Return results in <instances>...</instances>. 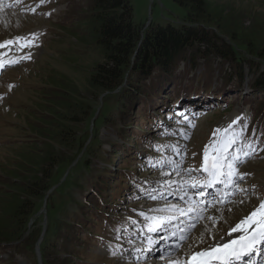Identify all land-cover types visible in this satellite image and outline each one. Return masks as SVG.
<instances>
[{"label": "rangeland", "instance_id": "1", "mask_svg": "<svg viewBox=\"0 0 264 264\" xmlns=\"http://www.w3.org/2000/svg\"><path fill=\"white\" fill-rule=\"evenodd\" d=\"M207 1L227 18L228 30L240 35L254 32L264 42V0ZM131 3L134 22L143 30L151 23L180 25L187 22L185 9L174 0H131ZM87 5V0H0V43L12 41L0 48V61L20 60L0 77V168L25 144L36 140L27 118L34 110L33 101L37 100V92L42 90L48 70L54 68L69 74L84 90L88 73L102 62L95 44L88 45L87 41L73 37L74 30L69 35L66 32L69 27L77 29L80 15L85 13ZM217 26H210V29L218 33ZM33 33L37 35L33 37ZM221 35L231 42L227 34ZM70 56L74 62L67 60ZM252 64L245 66V82L250 85L256 77L264 79V62L259 59L254 66ZM173 72L171 79L176 82L167 85L166 89H169L158 97L156 111L159 116L139 101L132 112L138 111L137 118L127 124L121 123L123 129L118 130L114 124L123 109L119 97L98 98V109L103 111L95 130L98 140L86 154L90 169L80 168L75 172L79 177L76 185L55 195L51 205L57 210L50 214L51 222H48L49 209L45 205L27 220L29 230L41 229L45 223L47 231L49 223L52 224L54 228L48 236L53 245L48 246L46 255H43L41 243L44 238L40 243L34 240L25 242V246L19 249L5 244L0 246V264H44V256L54 264L55 258L70 252L80 264L91 256L99 261L94 254L101 257V262L109 257L107 259L112 264H168L176 261L184 264L192 254L220 241L221 237L226 238L231 228L261 209L260 205L264 203V93L261 90L253 92L250 85L246 89V83L243 90L232 91L236 82L233 65L220 56H203L190 66L188 61L180 59ZM154 75L157 79V72ZM206 84L217 86V89L207 91ZM226 84L229 87L219 93ZM181 101H185L184 104ZM163 103L166 106L163 107ZM183 105L191 106L186 109ZM203 105L206 109H201ZM152 116L154 121L150 125L147 118ZM238 117L241 118L239 121ZM245 117L247 119H243ZM233 121L237 122L233 124ZM245 124L247 128L242 138L252 144L255 152L239 166V173L247 174L237 185L240 190L229 187L223 196L215 201L211 198L210 202L194 198L189 184L202 183L207 176L203 172L205 149L210 153V150L223 147L224 129H229V138H241ZM93 127V123L87 127L90 138ZM217 129L221 131L217 132ZM159 145H173L178 151L171 148L157 151ZM147 146L154 151L153 157L144 153ZM132 153H136L138 159H133ZM149 157L151 161L145 166ZM158 164L166 166L161 168L156 166ZM104 167L110 169L109 173L100 174ZM189 169L193 171L189 173ZM92 189L96 193L94 196H91ZM153 195L157 198L152 199ZM88 196L91 197L89 205L84 201ZM65 200L67 204L61 207L59 202ZM97 204L100 207L94 208ZM81 206L85 213L92 215L91 219L80 213ZM35 208L36 204L33 210ZM177 208L185 212L195 209L202 218L197 220L191 235L178 250L164 253L167 246L160 237L165 234L149 231L158 223L151 218L176 216L179 219L173 223L183 226L187 219L176 211ZM65 211L70 214L67 222L64 220ZM76 216L83 230L71 243L65 237L70 231L68 221L73 222ZM169 229L179 234V230L171 225ZM96 231L102 235L95 241ZM86 238L90 241H85ZM63 242L66 243L64 247ZM153 248L157 249L154 254L151 253ZM158 249H161L160 253Z\"/></svg>", "mask_w": 264, "mask_h": 264}, {"label": "trees", "instance_id": "2", "mask_svg": "<svg viewBox=\"0 0 264 264\" xmlns=\"http://www.w3.org/2000/svg\"><path fill=\"white\" fill-rule=\"evenodd\" d=\"M87 1V10L80 15L77 29L69 27L66 32L69 35L74 30L73 37L87 41L88 45L95 44L103 60L88 73L84 90L69 74L54 68L44 76L42 90L37 92V100L33 101L34 110L27 118L30 119L29 126L36 140L25 144L14 158H7V164H1L0 246L9 244L19 249L25 246V242H37L43 228L29 230L27 220L46 201L49 209L48 222H51L50 214L57 210L51 205L55 195L76 185L79 177H76L75 172H79L80 168L90 169L86 154L98 140L95 130L103 109H98L97 102L104 93L107 94L103 96V100L116 96L119 97V103L123 104L122 112L114 123L119 130L123 129L121 123L127 124L137 118L138 111L134 114L132 112L139 101L144 103L146 109L151 107V110H157L160 101L158 97L169 89L166 86L173 82L171 77L180 59L188 61L190 66L200 57L220 56L233 65L235 90L243 89L246 64L253 63L254 66L259 59L264 62V42L259 40V35L254 32L240 35L228 30L227 18L207 0H174L185 9L187 22H182V25L151 23L145 30L134 22L131 0ZM215 24L220 29L218 33L210 29ZM84 29L85 32L82 31ZM80 32L83 35H79ZM223 33L227 34L231 42L223 38ZM67 60L74 62L72 56ZM154 72H157V79ZM206 85L207 89H217V86ZM250 86L253 92L261 90L264 93V79L256 77ZM227 87L228 84L220 89ZM162 106H166L165 103ZM130 115L134 117L131 118ZM147 121L152 122L151 118H147ZM92 123L93 136L90 138L91 133L87 127ZM122 136L125 137L124 134ZM88 139L90 141L87 144ZM148 149L149 147L145 151ZM151 152L154 153L152 150ZM132 154L133 159H137V155ZM104 170L100 174L110 171L108 167H104ZM100 184L103 186L105 182ZM95 194V190L91 191V196ZM90 198L88 196L84 199L87 205L90 204ZM76 202L78 205L79 201ZM59 203L63 207L67 200ZM98 207L99 204L94 206ZM80 213L89 215V219L92 217L84 212L82 206ZM76 217L73 222L68 221L72 232H67L65 240L71 243L75 237L78 238L80 230H83V225ZM69 218L70 214L65 211L64 220L67 222ZM52 228L54 226L49 223L41 243L43 255H46L48 246L53 245L48 236ZM101 235L99 231L94 232L95 241ZM85 241L89 242L90 239L86 238ZM65 245L63 242L62 247ZM85 254L91 255L87 252ZM93 256L99 261L91 256L83 264H112L107 258L101 262V257L96 254ZM74 257L72 252L61 254L53 263L80 264ZM44 264H51L45 256Z\"/></svg>", "mask_w": 264, "mask_h": 264}, {"label": "snow or ice", "instance_id": "3", "mask_svg": "<svg viewBox=\"0 0 264 264\" xmlns=\"http://www.w3.org/2000/svg\"><path fill=\"white\" fill-rule=\"evenodd\" d=\"M32 35L35 37L37 34L33 33ZM17 39L20 38L18 37ZM11 43L12 41H4L3 43H0V48H3L5 45ZM18 62V60L8 61L9 64ZM4 66V62L0 61V69H2ZM11 87L12 85H9V88ZM183 118L187 120L186 116H183ZM240 119L241 118L238 117L237 121ZM243 119L247 118L245 117ZM237 121H233V124H235ZM229 128H231V125ZM246 128L247 125L245 124L241 129V138L239 139L236 136L229 138V129H224L223 131L225 132V140L223 147L219 149H213V154L211 157L209 156L207 148L205 149L203 172L207 173V176L202 183L196 182L189 184L190 190L193 191L194 198H202L203 201H207L208 197L212 196V193L207 192L206 190L214 189L217 185H220L224 188L231 187L233 189H237V185L244 179L245 175H247L239 173V166L244 162L245 159L251 157L255 152V149L252 148V144L246 143L242 138ZM216 131L219 132L221 129H217ZM252 135L255 136V130H253ZM162 148H171L173 151H178V149L173 145H159L156 147V150L159 151ZM168 163L171 162L169 161ZM156 166L163 168L166 165L158 164ZM192 171V169L188 170L189 173ZM164 174L168 175V173ZM180 190L183 191V189ZM185 195H187V193H185ZM151 198L156 199L157 197L153 195ZM181 199H183V197H181ZM215 199L216 197L212 196V200L215 201ZM205 206H207V204ZM260 207L264 209V203H262ZM165 210L166 209H159L158 211ZM176 211L181 212L182 216L187 219V223L185 225L181 226L178 222L173 223V221H178L179 219L176 216H170L166 218L152 217L151 219L158 221V223L155 228H149L150 232H168L167 237H160V239L165 241L167 247H165L164 251L169 254L175 250H178L181 246V243L187 241L191 235V232L195 228L197 220L202 218L195 209H189L187 212H185L183 209L177 208ZM141 215H143V213H141ZM252 215L255 216L256 213L254 212ZM192 217H196L197 219L193 220ZM248 220H251V217L245 218V220H242L235 227L231 228L228 235L231 236L232 232L246 231L245 224ZM169 225H171L172 228L178 229L179 234H177V231H171L169 229ZM168 241H171L172 243L168 244ZM158 242L159 241H156V243ZM129 243H131V241H129ZM149 243H152V241L149 240ZM258 245L260 246L261 255H264V229L259 231V233L253 232V234H251L249 237L241 236L237 240H230L227 242H225L224 238L221 237L220 241H214L212 245L202 249L199 252H195L189 259L191 264H257V262L252 261V256L256 253ZM175 264H180V262L176 261ZM184 264H189V261H184ZM259 264H264V261H260Z\"/></svg>", "mask_w": 264, "mask_h": 264}, {"label": "bare ground", "instance_id": "4", "mask_svg": "<svg viewBox=\"0 0 264 264\" xmlns=\"http://www.w3.org/2000/svg\"><path fill=\"white\" fill-rule=\"evenodd\" d=\"M15 54H22V53L16 52ZM3 62L5 64L8 61H3ZM212 151L213 150H210L209 151L210 152L209 155L213 154ZM210 197H208V199H210ZM250 217H251V220L246 221V224H245L246 231L232 232L231 233V236H227L226 238H224V241L227 242V241H230V240H237L241 236L249 237L251 234H253V232L259 233V231H261L262 229H264V209L261 208L260 210H258L256 212V215L255 216L252 215ZM151 253L152 254L156 253V250H153ZM260 261H263V259L262 260H259L257 262V264H259ZM168 264H175V262L168 263Z\"/></svg>", "mask_w": 264, "mask_h": 264}, {"label": "water", "instance_id": "5", "mask_svg": "<svg viewBox=\"0 0 264 264\" xmlns=\"http://www.w3.org/2000/svg\"><path fill=\"white\" fill-rule=\"evenodd\" d=\"M45 220H46V218H45ZM45 226H46V224L44 223V229H45Z\"/></svg>", "mask_w": 264, "mask_h": 264}]
</instances>
